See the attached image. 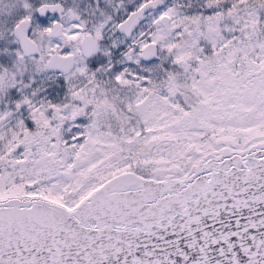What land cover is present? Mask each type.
Instances as JSON below:
<instances>
[{
    "label": "snow or ice",
    "instance_id": "obj_1",
    "mask_svg": "<svg viewBox=\"0 0 264 264\" xmlns=\"http://www.w3.org/2000/svg\"><path fill=\"white\" fill-rule=\"evenodd\" d=\"M0 264H264V0H0Z\"/></svg>",
    "mask_w": 264,
    "mask_h": 264
}]
</instances>
